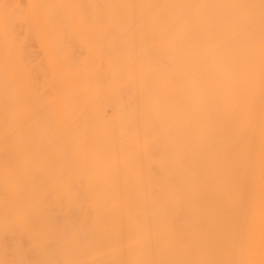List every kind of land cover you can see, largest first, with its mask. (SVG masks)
Wrapping results in <instances>:
<instances>
[{
    "label": "bare ground",
    "instance_id": "1",
    "mask_svg": "<svg viewBox=\"0 0 264 264\" xmlns=\"http://www.w3.org/2000/svg\"><path fill=\"white\" fill-rule=\"evenodd\" d=\"M0 264H264V0H0Z\"/></svg>",
    "mask_w": 264,
    "mask_h": 264
}]
</instances>
